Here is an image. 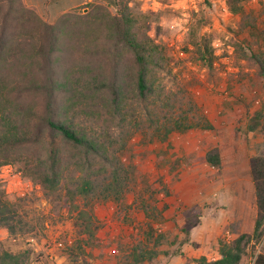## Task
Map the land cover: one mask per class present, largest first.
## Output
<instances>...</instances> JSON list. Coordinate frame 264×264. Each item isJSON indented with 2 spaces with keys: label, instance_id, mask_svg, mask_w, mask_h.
<instances>
[{
  "label": "trees",
  "instance_id": "obj_1",
  "mask_svg": "<svg viewBox=\"0 0 264 264\" xmlns=\"http://www.w3.org/2000/svg\"><path fill=\"white\" fill-rule=\"evenodd\" d=\"M239 2L226 0L229 12L239 16L235 35L256 32L264 39L256 17ZM113 5L114 13L101 15L105 5L91 3L79 21L69 20L71 12H65L49 22L22 0H0V167L20 162L54 205L73 208L74 238L63 250L71 264H81L78 259L84 249L98 243L100 225L93 215V200L110 199L121 207L134 167L124 164L119 155L125 153L133 134L147 145L168 142L173 133L213 129L172 71L164 45L132 15L128 0H113ZM189 43L195 61L211 72L215 57L210 39L191 30ZM232 44L237 60L253 68L264 88V40L258 50L246 51L236 40ZM262 120L264 110H256L247 130L263 128ZM204 160L218 169V147L208 149ZM249 173L256 208L252 232L239 233L230 224L236 237L217 238L218 257L199 255L192 263L238 264L250 241L261 238L264 151L249 159ZM165 209L140 200L135 211L143 215V236L126 248L121 264H158L179 254L168 247L175 238L169 241L154 224ZM20 223L0 189V226L16 234ZM181 230L180 245L188 242L189 234L187 228ZM31 254L29 248L0 249V264H29ZM253 264H264V253L255 255Z\"/></svg>",
  "mask_w": 264,
  "mask_h": 264
},
{
  "label": "rangeland",
  "instance_id": "obj_2",
  "mask_svg": "<svg viewBox=\"0 0 264 264\" xmlns=\"http://www.w3.org/2000/svg\"><path fill=\"white\" fill-rule=\"evenodd\" d=\"M63 3L60 1L59 7L64 8ZM91 3L105 5L101 15L115 12L113 0H92L67 8L69 20H81ZM239 3L264 30V0ZM128 6L138 21L146 23L150 36L164 45L172 71L213 129L173 133L168 142L147 145L140 144L139 136L133 134L119 157L124 164L133 165L134 178L124 192L121 207L110 199L93 200V215L100 225L98 243L86 247L78 261L121 264L126 248L143 236V215L135 211L142 199L147 205L166 206L162 219L154 224L169 241L175 238L174 245L168 246L171 251L179 253L183 247L178 242L184 238L181 229L185 227L189 231L186 252L214 258L218 256L217 238L230 241L236 237L230 224L239 233H251L253 228L256 208L249 159L264 151V127L249 132L247 124L256 110H264V88L253 68L237 60L232 42L242 43L246 51L258 50L264 39L256 32L252 36L247 32L235 35L239 16L229 12L226 0H128ZM42 17L49 22L56 19ZM191 30L210 39L215 57L211 72L195 61L189 43ZM214 146L221 156L218 169L204 160L205 152ZM0 189L21 222L16 234L0 226V249H31L29 264H71L63 250L74 238L73 208L54 205L40 184L23 172L20 162L0 167ZM76 203L81 204L79 200ZM261 230V238L250 241L238 264H253L255 255L264 253V221ZM173 256L158 264H168ZM193 258L182 261L177 257L173 264H192Z\"/></svg>",
  "mask_w": 264,
  "mask_h": 264
},
{
  "label": "crops",
  "instance_id": "obj_3",
  "mask_svg": "<svg viewBox=\"0 0 264 264\" xmlns=\"http://www.w3.org/2000/svg\"><path fill=\"white\" fill-rule=\"evenodd\" d=\"M60 1H63L64 3H66V6H63L64 8L59 7ZM91 1L92 0H23L26 6L33 8L41 17L45 16V18L46 17L56 18L60 14L66 12L67 8L69 9L71 8V6H75V5H79V4H83L85 2H91ZM98 1H102V0H98ZM52 2L54 3L52 4ZM187 244L188 242L182 244L183 247L180 249L179 254L174 255L173 258L169 260L168 264H173L174 259H176L177 257H181L182 261H185L186 258L190 256L198 257V255H194L193 253H190L189 251L186 252ZM203 255L209 259V257L206 254H203ZM217 257L218 256H215L214 258H211V259H215Z\"/></svg>",
  "mask_w": 264,
  "mask_h": 264
}]
</instances>
